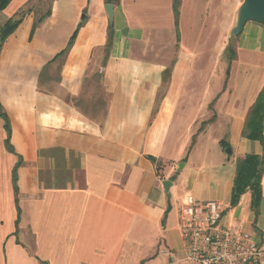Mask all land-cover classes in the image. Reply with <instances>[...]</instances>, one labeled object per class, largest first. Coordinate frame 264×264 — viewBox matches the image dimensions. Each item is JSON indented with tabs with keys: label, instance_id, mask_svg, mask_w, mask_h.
Wrapping results in <instances>:
<instances>
[{
	"label": "crops",
	"instance_id": "0c3cea01",
	"mask_svg": "<svg viewBox=\"0 0 264 264\" xmlns=\"http://www.w3.org/2000/svg\"><path fill=\"white\" fill-rule=\"evenodd\" d=\"M229 1L181 0L176 17L174 0H115L112 23L106 0L0 12V28L23 17L0 51L16 152L0 117V264H186L191 197L222 203V223L264 249V175L258 214L250 191L231 206L238 160L264 153L244 135L264 88V25H245L229 62L242 0Z\"/></svg>",
	"mask_w": 264,
	"mask_h": 264
},
{
	"label": "built area",
	"instance_id": "2783aa9c",
	"mask_svg": "<svg viewBox=\"0 0 264 264\" xmlns=\"http://www.w3.org/2000/svg\"><path fill=\"white\" fill-rule=\"evenodd\" d=\"M179 210L186 264H262L264 249L248 232H233L221 221L222 203L211 200Z\"/></svg>",
	"mask_w": 264,
	"mask_h": 264
},
{
	"label": "trees",
	"instance_id": "16d2710c",
	"mask_svg": "<svg viewBox=\"0 0 264 264\" xmlns=\"http://www.w3.org/2000/svg\"><path fill=\"white\" fill-rule=\"evenodd\" d=\"M12 0H0V12L5 9ZM108 3H112L115 0H106ZM181 6V0H174V10L176 17L179 16V8ZM46 15L38 18L34 24L33 31L39 25V23L45 18ZM22 16L17 18H10L3 26L0 28V51L6 39L9 35L19 26L22 21ZM76 37V32L71 37L69 47L73 44L74 39ZM227 55L229 62H231L235 58V48L233 43L230 44L227 48ZM0 117L4 120V128L6 130L7 136L5 139L6 149L16 154L15 149L11 143L12 136V128L10 124L9 117L4 112L2 104L0 102ZM244 135L247 138L252 140L260 141L264 144V88L260 91L255 103L253 104L244 129ZM56 152L61 156L63 154V150L57 149ZM18 156V161L16 162L12 177H13V185L15 191L16 202L18 203V194L19 189L17 185L18 178V169L23 165V159L20 155ZM263 175H264V153L261 155L249 154L244 158H241L237 162V170L235 176V182L233 187L231 206H235L239 203L241 196L247 191L251 192L252 200L251 207L255 211L256 214L259 213V208L261 204V200L263 197ZM46 185L49 187H62L65 185L64 182L58 181V179L54 182L48 181ZM18 218L16 221V225L18 226L20 220V208L18 207Z\"/></svg>",
	"mask_w": 264,
	"mask_h": 264
},
{
	"label": "water",
	"instance_id": "95a60500",
	"mask_svg": "<svg viewBox=\"0 0 264 264\" xmlns=\"http://www.w3.org/2000/svg\"><path fill=\"white\" fill-rule=\"evenodd\" d=\"M105 9L112 23L114 19V4H106ZM248 22L264 25V0H242L237 11L236 24L230 31L229 39L231 40L241 34ZM227 153L230 154L231 151L228 149ZM171 184L170 181H165L164 186L166 191L170 189Z\"/></svg>",
	"mask_w": 264,
	"mask_h": 264
},
{
	"label": "rangeland",
	"instance_id": "374dc122",
	"mask_svg": "<svg viewBox=\"0 0 264 264\" xmlns=\"http://www.w3.org/2000/svg\"><path fill=\"white\" fill-rule=\"evenodd\" d=\"M216 2H218V1H220L221 3H222V0H215ZM229 3H230V5H229V7L232 5V4H235L236 5V7H238L239 5H240V3H241V0H230L229 1ZM226 5H228V3H225ZM230 9V8H229ZM215 13H218V16H220V18H222V19H224V21H225V18H226V16H225V13H224V11H218V12H216V11H213L212 13H211V15L213 14V15H215ZM224 21L222 22L223 24L222 25H224ZM236 38V37H235ZM233 45L235 44V39L233 38ZM224 63H225V61H224ZM223 63V68H222V71H220L219 72V75L221 74V75H224V64ZM219 75H217V77H216V79L214 80V82L216 81V80H218V76Z\"/></svg>",
	"mask_w": 264,
	"mask_h": 264
}]
</instances>
